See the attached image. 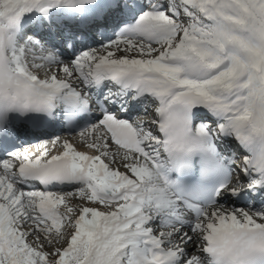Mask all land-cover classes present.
<instances>
[{
	"label": "snow or ice",
	"instance_id": "obj_1",
	"mask_svg": "<svg viewBox=\"0 0 264 264\" xmlns=\"http://www.w3.org/2000/svg\"><path fill=\"white\" fill-rule=\"evenodd\" d=\"M0 264H264V0H0Z\"/></svg>",
	"mask_w": 264,
	"mask_h": 264
},
{
	"label": "rangeland",
	"instance_id": "obj_2",
	"mask_svg": "<svg viewBox=\"0 0 264 264\" xmlns=\"http://www.w3.org/2000/svg\"><path fill=\"white\" fill-rule=\"evenodd\" d=\"M121 47H123V45L121 46ZM37 63H44L43 61H37ZM55 66H53V70H55ZM38 71V74L41 76V77H43L44 76V74H45V71H46V68H42V69H39V70H37ZM59 75H60V73H59ZM61 76V75H60ZM84 138V137H83ZM91 138H92V134L91 135H89V136H86V138H84V140H83V145H86L90 140H91ZM49 147H51V146H49ZM109 151L110 152H114V151H116L115 150V148H110V145H109ZM117 160H119V157H117ZM121 170H123L122 168H121ZM68 192H72V193H74V195L73 196H70V197H68V199H69V203L70 204H72V205H79V204H82V203H85V201H82L81 199H80V196H79V193H77L76 192V189H74V190H70V191H64V192H58V193H61V194H66V193H68ZM61 210H63V207L61 206Z\"/></svg>",
	"mask_w": 264,
	"mask_h": 264
},
{
	"label": "bare ground",
	"instance_id": "obj_3",
	"mask_svg": "<svg viewBox=\"0 0 264 264\" xmlns=\"http://www.w3.org/2000/svg\"><path fill=\"white\" fill-rule=\"evenodd\" d=\"M93 43H95V41H93ZM93 47H98V45H92ZM122 46V45H121ZM55 66V65H54ZM56 67V66H55ZM60 75L61 76H63L64 74L62 73V72H60ZM142 113V112H141ZM90 133H91V131H89L88 133H86L87 135L89 134L90 135ZM86 134H84L83 136H87ZM42 140H51V139H42ZM111 144H110V148H115V150H116V148H117V146L116 145H114L111 141H109ZM35 145H36V143H35ZM79 147H78V149H81V150H88V151H91V150H89V149H86L85 148V145H78ZM259 207V206H258ZM62 209V208H61ZM185 231H188V229H185Z\"/></svg>",
	"mask_w": 264,
	"mask_h": 264
}]
</instances>
